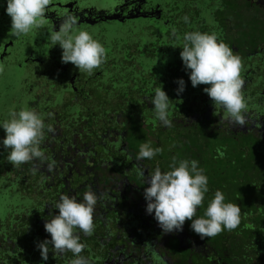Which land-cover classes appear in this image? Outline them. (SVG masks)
I'll return each mask as SVG.
<instances>
[{"label":"flooded vegetation","instance_id":"flooded-vegetation-1","mask_svg":"<svg viewBox=\"0 0 264 264\" xmlns=\"http://www.w3.org/2000/svg\"><path fill=\"white\" fill-rule=\"evenodd\" d=\"M6 7L7 0H0V88L6 90L0 98V123L10 110L27 107L54 131L45 129L41 144L48 159L14 168L0 126V264H68L74 258L70 251L58 258L49 251L45 261L37 245L51 239L44 224L58 214L54 204L60 195L83 202L89 188L100 197L93 234L80 233L86 244L81 255L90 264H237L226 241L216 246L201 239L190 220L182 231L164 233L154 213L146 211L144 189L149 185L137 168L144 169L145 177L157 166L169 171L161 161L179 149L187 159L202 161L201 155H207L220 174L219 165L233 166L228 144L237 135H251L259 148L254 156L264 161V0H53L46 27L20 38L10 33ZM65 12L74 14L78 28L105 48V62L91 75L62 63L61 47L48 40V31L59 30ZM190 31L215 33L241 57L246 125H231L214 115L213 102L203 91L209 86H192L180 57L182 37ZM179 79L185 89L177 95ZM159 86L171 100L172 127L156 119L150 103ZM32 87L30 100L26 96ZM192 131L202 133L201 145ZM148 141L161 147L163 156L137 161L140 144ZM213 181L208 177L209 187ZM259 243L264 244L263 235L254 244ZM263 252L264 245L249 256V264H264Z\"/></svg>","mask_w":264,"mask_h":264},{"label":"clouds","instance_id":"clouds-1","mask_svg":"<svg viewBox=\"0 0 264 264\" xmlns=\"http://www.w3.org/2000/svg\"><path fill=\"white\" fill-rule=\"evenodd\" d=\"M53 0H7L6 13L11 18L10 33L16 38L27 36L30 32L44 29L47 24V9ZM59 30L48 31V40L62 49V63H72L79 72L89 75L99 68L106 57L105 48L85 30L78 28V18L71 12H65L60 17ZM185 23L188 17L182 18ZM172 35L180 40L177 29L172 27ZM180 57L186 70H190L189 79L193 87L208 85L203 91L213 102L214 115L231 125L244 126L247 123V100L243 94L245 84L241 76L243 68L241 57L223 41H218L215 33L200 31L186 32L183 37ZM3 68L0 67V72ZM177 95L185 89L183 79L177 81ZM170 99L161 86L154 89L150 103L156 119L165 127H172L169 119ZM49 116L52 114L49 113ZM0 126L6 135L2 140L3 147L8 150L7 160L14 168L34 160L48 159L41 144L45 139V129L53 132L51 124L46 125L41 114L35 109L22 108L19 111L10 110L9 118ZM161 147L153 148L151 141L141 143L137 161L152 159L161 154ZM219 157L224 153L218 148ZM197 160H179L173 157L170 170L162 172L157 166L155 170L144 175V169L137 168V173L143 183L149 186L144 189L147 201L146 211L154 213V218L164 233L182 231L186 220L191 221V229L201 239L212 238L223 231L235 230L241 223V207L234 203H225L222 191L216 190L214 198L208 203L203 216L196 217L197 208L202 205L208 189V177L198 166ZM55 161L48 164L52 171ZM38 169L33 167L32 173ZM100 197L89 188L83 195V202H78L73 196L61 194L55 202L57 215L46 220L45 231L51 239H45L37 247L43 260L48 259L49 251L55 257L70 251L73 259L68 264H90V260L81 255L86 244L80 240V233L91 236L94 232L93 212ZM51 245V248L49 247Z\"/></svg>","mask_w":264,"mask_h":264},{"label":"rangeland","instance_id":"rangeland-1","mask_svg":"<svg viewBox=\"0 0 264 264\" xmlns=\"http://www.w3.org/2000/svg\"><path fill=\"white\" fill-rule=\"evenodd\" d=\"M34 89L35 87L30 89V97H28V95L26 96L30 100H32L31 97ZM5 91L6 90L1 91L0 88V94L3 95H0V98L6 96L5 93H3ZM17 95L19 96V94ZM192 137L197 139V143L201 145V132L200 135L199 132L195 135V132L192 131ZM209 139L208 136V141ZM210 143L215 146L214 138L210 139ZM210 143H208V145ZM254 145V138L251 137V135H237L233 143L231 145L228 144V151L230 152L232 150L230 154L234 156L233 166L230 165L225 167L224 164L219 165L220 174L214 169L215 162L212 159H206L207 155H201L202 161L198 160V166L204 170V174L207 177L214 178V181L211 183L213 186L209 187L210 185H208L209 191L205 193L204 201L202 205L197 208L196 217L194 218L203 216L208 203L214 198L216 190L223 192L225 203L230 202L238 204L241 207V223L235 230H225L221 234L210 239L204 238L206 241L216 246H223L226 241L229 247H231L230 256L237 257L238 259L237 264H249L251 261L249 256L251 254H255L256 256L257 253L261 252L264 245L263 243L254 244L257 237L261 235L264 236V174L258 175V171H264V161L255 158L253 151L259 148L257 145L254 148ZM260 149L264 151V147ZM162 153L158 154V156H161ZM180 153L179 149H176L174 151V156L176 158L180 157L181 160L188 158L186 155H181ZM167 160L168 158L166 157L165 161H161L165 167H169L173 158ZM188 160L194 159L189 158ZM258 248L261 250H258ZM245 253H247L248 256H243Z\"/></svg>","mask_w":264,"mask_h":264},{"label":"trees","instance_id":"trees-1","mask_svg":"<svg viewBox=\"0 0 264 264\" xmlns=\"http://www.w3.org/2000/svg\"><path fill=\"white\" fill-rule=\"evenodd\" d=\"M257 158H258L260 161H261V160L263 161V157H262V156L257 157ZM260 174H264V171H263V172L258 171V175H260ZM263 176H264V175H263ZM263 253H264V252H263ZM261 258L264 259V256L262 255Z\"/></svg>","mask_w":264,"mask_h":264}]
</instances>
